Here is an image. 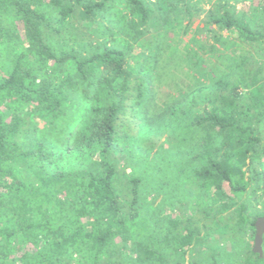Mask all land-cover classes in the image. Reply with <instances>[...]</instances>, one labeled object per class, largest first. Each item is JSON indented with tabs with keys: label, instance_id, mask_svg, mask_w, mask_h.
Masks as SVG:
<instances>
[{
	"label": "trees",
	"instance_id": "16d2710c",
	"mask_svg": "<svg viewBox=\"0 0 264 264\" xmlns=\"http://www.w3.org/2000/svg\"><path fill=\"white\" fill-rule=\"evenodd\" d=\"M234 1L0 0V264H264V0ZM201 14L174 51L215 75L153 154L145 51Z\"/></svg>",
	"mask_w": 264,
	"mask_h": 264
},
{
	"label": "rangeland",
	"instance_id": "374dc122",
	"mask_svg": "<svg viewBox=\"0 0 264 264\" xmlns=\"http://www.w3.org/2000/svg\"><path fill=\"white\" fill-rule=\"evenodd\" d=\"M214 1L216 0H201L200 7L203 9H208L210 5L214 3ZM232 1L235 2L234 0ZM117 8L119 11H125L124 4L117 5ZM202 17L203 14L195 18L193 28L188 33H184L183 29L180 27L171 29L169 36H166L165 38L159 37L154 40V43L161 42V46L163 47L158 49H154V47H152L151 49L145 51V54L151 57L149 58V62H152L153 58L157 57L159 61L163 60L164 63L168 64V66L170 65V73H168V75L165 76L163 73L161 78L156 77L152 81L153 88L150 94V104L146 118L152 123V125H157L159 128L158 136H155V134L150 136L152 137V140L149 146L152 147L153 154L158 152L163 143H167L166 139L168 137H172L174 132L172 126L175 124L180 126L181 124L182 127H186L187 124L190 123V118L186 115V108L193 98V96L191 97L189 95L190 92L194 91V94H196L198 90L197 88L202 86L201 84H207V82L210 81V78L215 75V73L210 70V67H205L207 65H211L212 62H204L203 56L206 57V55L202 52V54H199L201 58H198V63H185L183 60H181L183 55L180 52L186 53L189 56L194 55L191 48V39L195 35H202L196 34L194 32L197 25L203 26L202 23L199 24ZM10 24L13 28L19 30L23 39H25L23 22L15 20L11 21L9 25ZM185 24L186 21L182 23V26ZM174 47L180 48V52L175 53ZM247 47L248 46H244V48ZM156 52H158V56H156ZM142 63L145 64V68L149 66V63L144 62V60H142ZM159 63H161V61ZM168 106L175 109V111L179 113V116L170 113V111H166V107L168 108ZM142 115L143 114L140 112V110L136 113V115H133L130 112V125L132 126V131L135 135L139 134L141 130H145L147 128L146 118L145 116L143 118ZM175 127L176 126H174V128ZM161 132L163 133L159 136ZM146 142H148V140ZM129 150L130 147H127L124 149V151H122V153L126 154ZM246 239L247 240L244 245V249H253L255 236L254 238L247 237ZM210 261H212V259H210Z\"/></svg>",
	"mask_w": 264,
	"mask_h": 264
},
{
	"label": "water",
	"instance_id": "95a60500",
	"mask_svg": "<svg viewBox=\"0 0 264 264\" xmlns=\"http://www.w3.org/2000/svg\"><path fill=\"white\" fill-rule=\"evenodd\" d=\"M256 232L254 239L253 251L263 256V242H264V216H259L255 222Z\"/></svg>",
	"mask_w": 264,
	"mask_h": 264
}]
</instances>
